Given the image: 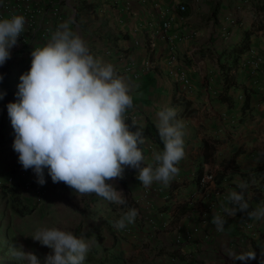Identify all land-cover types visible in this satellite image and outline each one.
<instances>
[{
    "label": "crops",
    "instance_id": "0c3cea01",
    "mask_svg": "<svg viewBox=\"0 0 264 264\" xmlns=\"http://www.w3.org/2000/svg\"><path fill=\"white\" fill-rule=\"evenodd\" d=\"M82 2L71 0L72 8L65 9L62 23L69 22L90 52L113 64L116 74L124 78L133 97L131 108L138 113L137 123L156 124L162 108L174 107L176 119L185 125V157L168 185L153 182L145 186L137 177L138 169L129 166L122 177L109 181L126 196V203H113L114 208L138 210L131 224L136 232L130 243L147 237L154 253L167 249L173 254L177 238L199 226L195 240L183 242L182 250L177 251V264H245L231 254L246 250L256 252V258L246 264H264V219L249 218L247 212L232 216L225 212L229 207L226 196L230 190H239L237 182L248 184L245 195L250 209L264 206V187L258 185L262 177L254 174L264 163V61L252 69L243 65L251 52L244 54L238 69L230 72L237 79L230 90L235 106L218 98L225 80L220 61L228 59L230 48L247 32H253V55L264 58V0H84L85 8L90 9L77 16ZM180 4L187 6L186 11L180 10ZM231 18L237 22L224 34L222 26ZM167 19L172 24L165 31ZM259 23L262 29L256 28ZM52 33L42 41L43 46ZM177 33L182 37L177 41L179 63L175 65L169 62L168 39ZM151 41L155 45L151 46ZM147 61L155 68L145 70ZM182 74L190 78L189 84L181 79ZM246 88L254 93L251 108L242 117ZM186 103L193 111L183 115ZM140 147L145 156L143 166H154L152 153L162 150L160 146L147 138ZM238 149L241 154L233 167H228ZM200 168L225 177L220 183L215 179L202 186L195 180ZM110 210L101 208L99 213L110 215ZM214 214L227 216L223 231H217L212 223Z\"/></svg>",
    "mask_w": 264,
    "mask_h": 264
},
{
    "label": "clouds",
    "instance_id": "9594fccd",
    "mask_svg": "<svg viewBox=\"0 0 264 264\" xmlns=\"http://www.w3.org/2000/svg\"><path fill=\"white\" fill-rule=\"evenodd\" d=\"M25 24L22 14L0 18V66L10 58ZM31 57L29 71L20 77L18 100L7 104V112L16 134L13 148L19 162L35 172L39 184L46 183L47 169L54 183L64 182L80 194L95 193L123 205L126 196L109 181L122 177L125 166L138 169L137 177L145 186L153 182L168 185L179 173L177 165L185 157V125L176 119V109L164 107L157 113L163 149L153 151L154 166H143L145 156L139 145L147 138L139 130L131 132L125 122L126 110L133 105L128 84L113 64L90 52L69 22L61 23L44 46L33 48ZM237 187L226 196L227 216L241 211L249 218L264 219V206L250 209L247 182H237ZM137 215L138 210L130 207L113 226L124 229ZM227 216L213 215L217 231H223ZM30 236L52 252L42 261L36 253L25 251L23 244L12 245L8 255L18 264H85L95 243L70 229L45 225ZM231 256L246 264L256 258V252Z\"/></svg>",
    "mask_w": 264,
    "mask_h": 264
},
{
    "label": "rangeland",
    "instance_id": "374dc122",
    "mask_svg": "<svg viewBox=\"0 0 264 264\" xmlns=\"http://www.w3.org/2000/svg\"><path fill=\"white\" fill-rule=\"evenodd\" d=\"M21 48L20 45L16 44L11 49L10 58L0 66V74H3V77L8 68L16 64ZM7 104L2 102L0 105V185L1 182H7L9 186L16 187L20 191L24 202L34 205L35 209L24 217L18 216L11 211L0 195V245L5 246L7 242L11 244L10 246L16 243L23 244L25 251L36 253L43 261L45 255L52 252V249L34 240L30 234L37 227L45 225L70 229L77 236L92 240L95 239L97 234H100L106 238L107 244L110 245L117 241L119 247H123V251L128 252L126 256L128 264L178 263L176 261L178 260L177 257H174L167 249H161L159 252L154 253L150 249L151 243L147 237L141 238L140 242H136L134 239L130 243V240L134 237L133 233L136 232H133L132 225L130 224L124 229H116L113 226L114 222L126 211L111 208L110 215L99 213L101 209L99 203H96L97 209H94L92 205V202L98 196L97 194H80L64 182L54 183L49 174H44L46 183L39 184L35 172L33 171L31 174L32 169L25 170L19 162L18 153L13 148L16 134H14L12 142L6 145L1 144L3 140H7L9 136H12L10 132L14 130L8 116ZM10 178H12V181H10ZM28 180L42 187L43 194L41 196L29 195L30 193L26 188ZM88 204H90L89 207ZM170 242L172 245L174 244V241L170 240ZM172 252H177V250L174 249ZM0 264H18V262L10 257L8 252L3 253L0 251Z\"/></svg>",
    "mask_w": 264,
    "mask_h": 264
},
{
    "label": "trees",
    "instance_id": "16d2710c",
    "mask_svg": "<svg viewBox=\"0 0 264 264\" xmlns=\"http://www.w3.org/2000/svg\"><path fill=\"white\" fill-rule=\"evenodd\" d=\"M83 5L77 6V16L82 14L84 11L89 10L90 8H85L84 0ZM257 29H262L263 24L259 23L256 26ZM252 30L247 32L246 35L242 38V40L236 44H234L228 53L227 60L221 62L220 61V70L221 73L224 75V87L219 92L218 98L221 102L226 103L229 107H234L236 104V99L234 98L233 94L230 93L232 87L236 85V77L234 75H230L232 70H237L240 65V58L246 54L251 49L250 43V36L252 35ZM20 56L16 61V64L12 67H9L7 73L0 80V93H3L2 98H0V105L7 104L9 101H16L18 97L16 93L18 92V85L20 83V77L23 73L29 71L31 66V49L29 46H23L20 50ZM229 59L232 60L229 63ZM254 91L252 89H245V96L241 106L242 110V117L247 115V111L251 108V101H252V94ZM193 109L189 107L186 103V107L182 110L183 115H188L192 113ZM129 130L133 133L137 132L138 130L142 132V135L146 138H151L155 143H157L161 149H163V141L161 140L158 129L156 124L152 122H148L146 125L142 126L138 123H131L128 125ZM13 128V126H12ZM15 131L10 132V135L7 140H3L1 142L2 145H6L13 141ZM216 143H219L220 140L216 139ZM141 146V145H139ZM214 149V148H213ZM241 154V150L238 149L234 152L233 156L231 157L228 167H233L235 164L236 158L238 155ZM236 168H233L235 171ZM48 173L47 169H45L44 174ZM205 169L200 168L198 169L197 176L195 180L198 184H201L202 177L205 175ZM243 174H246L243 172ZM254 174L259 175L262 177L258 185L264 187V163L261 167L255 169ZM225 174H220L216 176L215 179L218 183L224 179ZM29 195H33L31 191H29ZM259 193V191L257 192ZM0 195L11 209V211L21 217H24L30 213H32L35 209L34 205H29L24 202L20 191L16 187L9 186L7 182H1L0 185ZM35 195V194H34ZM99 203L100 208H114L115 202L109 201L101 196H97L95 200L92 202L93 208L97 209V204ZM88 207L90 204L87 205ZM125 207V206H124ZM95 243L92 245L91 249L89 250L85 264H128V259L126 257L125 252L120 249L119 244L117 241L113 242L111 245L107 244L106 238L103 235L97 234L95 239ZM18 244V243H16ZM11 244L7 242L5 246L0 245V251L5 253L8 252V249ZM178 252H173V256L176 257Z\"/></svg>",
    "mask_w": 264,
    "mask_h": 264
},
{
    "label": "built area",
    "instance_id": "2783aa9c",
    "mask_svg": "<svg viewBox=\"0 0 264 264\" xmlns=\"http://www.w3.org/2000/svg\"><path fill=\"white\" fill-rule=\"evenodd\" d=\"M72 8L71 0H2L0 3V18L10 17L14 14H22L26 19L25 31L21 33L18 38V45L21 47L29 46L31 51L33 48L42 47V41L49 38L50 34L54 32L58 26L62 23L65 15V9ZM182 12L186 11L187 6L185 4H180L179 6ZM234 18L229 19L228 23L222 26V31L224 34L230 32V25L236 24ZM172 21L167 19L163 23V29L168 31L171 27ZM181 34H173L169 37V50L170 58L169 62L171 64L179 63V55L177 49V41L181 38ZM150 45H155L154 41L150 42ZM251 52L244 60V66H250L252 69H257L258 66L264 61L262 56L253 55ZM247 52V53H248ZM145 70H151L155 68V65L151 61H147L144 64ZM181 79L185 84L190 83V78L185 75H181ZM125 122L127 125L131 123L138 122V113L131 107L126 110ZM33 170H31V174ZM215 173L207 172L202 177L201 185L207 187L210 183L215 182ZM12 181V178H10ZM27 191H31L38 197L43 194V189L40 185H35L31 180L26 183ZM200 231L199 226H194L192 230L185 233V236L177 238V251L182 250L183 242H193L195 240V234Z\"/></svg>",
    "mask_w": 264,
    "mask_h": 264
}]
</instances>
